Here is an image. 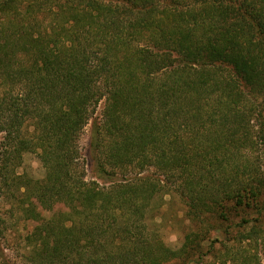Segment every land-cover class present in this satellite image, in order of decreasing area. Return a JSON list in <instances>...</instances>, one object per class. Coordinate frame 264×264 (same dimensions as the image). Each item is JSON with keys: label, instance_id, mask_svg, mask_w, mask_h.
Listing matches in <instances>:
<instances>
[{"label": "trees", "instance_id": "16d2710c", "mask_svg": "<svg viewBox=\"0 0 264 264\" xmlns=\"http://www.w3.org/2000/svg\"><path fill=\"white\" fill-rule=\"evenodd\" d=\"M168 193L179 251L144 224ZM0 199L29 264H260L264 0H0Z\"/></svg>", "mask_w": 264, "mask_h": 264}, {"label": "rangeland", "instance_id": "374dc122", "mask_svg": "<svg viewBox=\"0 0 264 264\" xmlns=\"http://www.w3.org/2000/svg\"><path fill=\"white\" fill-rule=\"evenodd\" d=\"M102 105L100 103L96 108L93 118L95 116L99 118ZM89 134L90 125L88 124L79 140L80 150L85 160L86 180L93 178L91 174L92 162L89 155ZM19 171H23L35 179H41L44 176V170L34 153H25L23 155V162ZM146 172H153V169L149 168ZM173 184L175 185V183ZM170 194H165L162 197L163 199L157 198L152 203V206L154 205L155 207L152 212L146 213L144 224L147 227L146 230L156 231V236L158 235V238L166 248L179 251L182 248L185 234L195 232L197 228L195 223L191 222L185 215L181 201ZM8 207V202L0 199V264H29L24 258L26 253L24 237L30 226H25L22 220H17L16 216L10 215ZM52 212V210L46 209L45 215L50 216ZM208 238L209 240L207 242L204 241L203 246L206 255L201 260H214L210 249L211 245L217 248L216 250H221L220 253L222 252L221 243H224V238L221 233L212 230ZM244 244L247 254H256L260 264H264V247L261 245L249 246V243ZM165 264H178V262L170 261Z\"/></svg>", "mask_w": 264, "mask_h": 264}]
</instances>
